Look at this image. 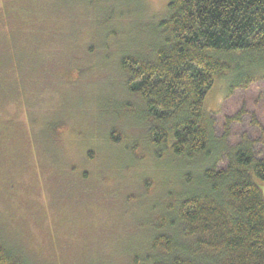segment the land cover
Segmentation results:
<instances>
[{
    "label": "rangeland",
    "instance_id": "rangeland-1",
    "mask_svg": "<svg viewBox=\"0 0 264 264\" xmlns=\"http://www.w3.org/2000/svg\"><path fill=\"white\" fill-rule=\"evenodd\" d=\"M167 2L0 0V241L31 264H148L152 225L205 166L157 154L120 68L150 52ZM227 79L205 108L220 125L245 110L217 134L264 153V80Z\"/></svg>",
    "mask_w": 264,
    "mask_h": 264
},
{
    "label": "trees",
    "instance_id": "trees-1",
    "mask_svg": "<svg viewBox=\"0 0 264 264\" xmlns=\"http://www.w3.org/2000/svg\"><path fill=\"white\" fill-rule=\"evenodd\" d=\"M155 33L149 53L121 58L127 89L143 102L159 156L205 166L183 177L152 225L148 264H264V153L243 134L234 143L217 134L240 122L244 106L221 125L204 106L217 77L230 93L264 80V0H168ZM0 264L31 263L0 241Z\"/></svg>",
    "mask_w": 264,
    "mask_h": 264
}]
</instances>
